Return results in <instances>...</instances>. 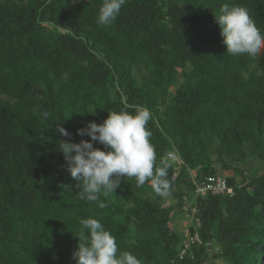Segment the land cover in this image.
Returning a JSON list of instances; mask_svg holds the SVG:
<instances>
[{
    "label": "trees",
    "instance_id": "obj_1",
    "mask_svg": "<svg viewBox=\"0 0 264 264\" xmlns=\"http://www.w3.org/2000/svg\"><path fill=\"white\" fill-rule=\"evenodd\" d=\"M103 2L0 0V264H76L88 218L141 264H264V169L243 167L264 162V47L227 54L214 19L240 5L264 35V0H125L110 26ZM135 106L151 112L157 165L168 151L183 160L168 169L177 202L125 177L101 209L80 198L59 141H90L77 130ZM216 175L232 193L197 195L192 178Z\"/></svg>",
    "mask_w": 264,
    "mask_h": 264
},
{
    "label": "clouds",
    "instance_id": "obj_2",
    "mask_svg": "<svg viewBox=\"0 0 264 264\" xmlns=\"http://www.w3.org/2000/svg\"><path fill=\"white\" fill-rule=\"evenodd\" d=\"M124 3L125 0H104L99 9L98 23L104 26L113 24ZM214 19L220 27L227 54H247L255 58L264 47V35L243 6L224 4L220 14H214ZM43 117L46 119L48 113H43ZM150 119L151 112L140 106H135L134 114L127 110L112 111L102 124L89 122L86 127L77 130L78 135H87L90 141H59V150L67 162V171L77 182L81 199L97 202L98 207L103 209L107 205L100 201V195L108 197L115 192L125 177L134 178L137 187L148 183L158 196L170 194L168 169L175 163L177 154L166 152L157 165V154L150 142L152 133L147 127ZM58 131L64 137H71L63 127H59ZM93 142H99L108 151L95 148ZM80 224L79 243L73 252L76 264H141L128 251L117 255L115 237L97 219H82Z\"/></svg>",
    "mask_w": 264,
    "mask_h": 264
},
{
    "label": "built area",
    "instance_id": "obj_3",
    "mask_svg": "<svg viewBox=\"0 0 264 264\" xmlns=\"http://www.w3.org/2000/svg\"><path fill=\"white\" fill-rule=\"evenodd\" d=\"M183 165V160L177 155L175 161L174 178L177 176L180 166ZM192 181L196 185L195 191L197 195L212 194H227L232 193V188L228 185L227 179L223 175L208 176L206 180L192 178ZM201 243L198 232L193 235L187 236L182 241V248L179 252L180 259H183L187 251L190 249L192 244Z\"/></svg>",
    "mask_w": 264,
    "mask_h": 264
},
{
    "label": "rangeland",
    "instance_id": "obj_4",
    "mask_svg": "<svg viewBox=\"0 0 264 264\" xmlns=\"http://www.w3.org/2000/svg\"><path fill=\"white\" fill-rule=\"evenodd\" d=\"M238 165H242L241 163H238ZM243 167L246 169V173L250 174L254 171H261L264 169V162H260L258 160L255 159H251L249 158L248 160L245 161V163L243 164ZM219 168V167H218ZM187 197V201L190 202L193 199L192 194H188L186 195ZM184 199V198H183ZM171 203V204H175V202H177L176 198L173 195H168L166 196L165 199V203ZM173 220L174 222H183L184 220L188 219L189 216H186V214L181 213V212H173ZM175 223L173 224V226H175V228L181 229V226L179 225H175ZM181 233L182 231L179 230ZM214 264H226L224 261L222 260H215Z\"/></svg>",
    "mask_w": 264,
    "mask_h": 264
},
{
    "label": "crops",
    "instance_id": "obj_5",
    "mask_svg": "<svg viewBox=\"0 0 264 264\" xmlns=\"http://www.w3.org/2000/svg\"><path fill=\"white\" fill-rule=\"evenodd\" d=\"M175 222H173L174 224ZM188 220H184L183 222H176L175 225L181 226V229L183 230L187 226ZM184 232V231H183Z\"/></svg>",
    "mask_w": 264,
    "mask_h": 264
}]
</instances>
